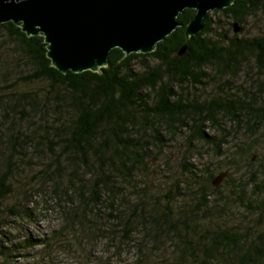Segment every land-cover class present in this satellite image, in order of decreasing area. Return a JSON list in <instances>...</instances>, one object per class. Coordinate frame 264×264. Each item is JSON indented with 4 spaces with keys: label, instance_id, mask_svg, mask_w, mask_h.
<instances>
[{
    "label": "trees",
    "instance_id": "obj_1",
    "mask_svg": "<svg viewBox=\"0 0 264 264\" xmlns=\"http://www.w3.org/2000/svg\"><path fill=\"white\" fill-rule=\"evenodd\" d=\"M218 13L239 30L228 36L219 19H211ZM193 15V9H184L177 17L181 25L149 53L124 55L113 48L99 72L65 74L50 66L41 35L27 36L12 22L0 23V34L12 45L8 56L18 67L14 78L0 84V147L6 151L0 153V227L5 209L30 217L23 202L42 192L40 183H48L63 220L51 239L70 225L83 226L90 215L89 223L106 242L135 249L132 264H264V163L254 169L249 156L261 139L252 133L264 130V32L237 35L248 18L264 16V0H234L207 12L202 30L186 39L185 25ZM250 61L257 71L254 93L232 83ZM1 74V80L8 77V71ZM226 121L231 129L224 128ZM208 127L217 132L207 134ZM181 128H187V144L200 142L222 157L217 164L227 174L213 186L222 171L214 174L213 165L190 163L198 148L189 152L187 146L188 159L180 162L185 186L177 194L182 195L173 197L169 190L163 199L151 198V159L174 163L161 153ZM240 130L250 139L227 144ZM27 158L38 160L39 169L16 188L12 179L21 176ZM224 186L228 192L221 194ZM239 210L246 221L238 222ZM3 238L1 264H10L20 246L51 245L44 237L26 236L9 245Z\"/></svg>",
    "mask_w": 264,
    "mask_h": 264
},
{
    "label": "rangeland",
    "instance_id": "obj_2",
    "mask_svg": "<svg viewBox=\"0 0 264 264\" xmlns=\"http://www.w3.org/2000/svg\"><path fill=\"white\" fill-rule=\"evenodd\" d=\"M219 19L221 23L220 29L226 30L228 32V36L233 34L232 27L230 23L233 22L228 17L221 15L220 13L216 15L211 14V19ZM214 25H212L213 27ZM264 32V16H254L248 18L243 24V31H239L238 36H246V35H258ZM12 45H9L6 40L3 39V34H0V64L3 63V68H0V75H2V70L8 71V77L4 80L0 79L1 82H9L11 79L17 75V66L15 62H13L14 57L11 54L8 56V53L12 52ZM1 67V65H0ZM254 64L252 61L246 63L243 70L244 72H240L235 79H233L232 83L234 87L237 89H249L250 93L255 92V85H251V82L254 81L256 77L257 71H255ZM1 78V77H0ZM37 84H32V87H35ZM209 87L205 89V92L208 91ZM224 128L231 129V125L226 121L222 123ZM163 132V131H162ZM207 134L216 133L217 130L212 127H208L205 129ZM249 133H252L248 130ZM187 128H181L177 130L175 134L169 137V142L167 146L166 152L163 151L161 154L167 155L169 158L174 159V163H164L163 157L159 156L158 158L154 157L151 159V168L148 170V175L151 178L150 182H148V195L151 198H154L156 195H159V200L163 199V195H168L170 190L171 195L180 196V193L184 189L185 182L182 181V176H180V170L182 166H180L181 160L183 161L186 158V153H183V150L189 146V152L192 148H198V154H195L189 158V162L194 164L196 167L201 168L205 165H213L214 166V174L218 171H222L218 166V162L222 163V157H215L214 154H210V150H206L207 148L201 144L200 142H191L190 144L186 143L185 138L187 137ZM253 135H258L261 139L258 140V145L254 144L252 151L249 156H252V168L258 169L261 168V164L264 163V130L262 127L257 128ZM252 135H247L244 130H240L239 133H235L232 137L227 139V144L231 145L234 142L238 141H248ZM192 146V147H191ZM1 156L6 154V151H3L2 146L0 147ZM27 157L32 156L30 154V149L25 152ZM256 156L258 158L256 159ZM188 159V158H186ZM2 160V165L4 159ZM22 160L23 164L22 169L24 171L20 172L21 176H17L15 179H12L16 184V188L21 184L30 179L32 180V176L36 174L39 169L38 160L34 158H30L26 160ZM170 172V174H169ZM174 175H178L177 179H175ZM237 174L235 175V177ZM38 177V176H37ZM176 183V186L173 189V185ZM18 185V186H17ZM42 187V192L40 193H30L28 194V201L23 202V208L28 209L30 211V217H24V213H22V217H15L14 215H10L5 209L3 222L4 225L0 227V237L2 235H6V238H3L5 241V245H9L14 242L20 243L25 239L26 236L32 238H41L44 237L48 242H51V245H46L42 247L40 245H35L33 247H18L17 251L12 252L11 258L8 260L10 264H132L135 260V249L130 246L124 245L123 247H114L115 244H110L106 242L103 238L100 237L99 234H96L95 227L93 224L89 223V219L92 216L87 215L86 220L83 226H69L66 231L62 232V234H55L54 239H51L50 236L56 232L61 226L63 220L61 219V215L59 211L56 209L54 200L51 198L49 191L48 183H40ZM22 188V187H21ZM229 186L222 187L221 194H225L228 191ZM249 190L251 189L247 186ZM23 189V188H22ZM27 191V189H26ZM129 191V189L127 190ZM166 193V194H165ZM264 194V191L262 192ZM263 197V196H262ZM170 198V197H169ZM184 198V197H183ZM175 199V200H174ZM172 202H176L179 199L172 198L169 199ZM22 201V200H21ZM9 200H6L5 204L8 206ZM235 207L238 206L236 202L233 203ZM22 207V205L20 204ZM239 207V206H238ZM239 209H241L239 207ZM242 210V209H241ZM240 211V210H239ZM1 213V211H0ZM243 212L236 211V216L239 218L238 222H244L247 220L246 217L243 216ZM230 215V219L233 218V214L231 211L228 212ZM1 215V214H0ZM1 220V219H0ZM114 241V240H113ZM114 243V242H112ZM162 255V254H161ZM166 255V253L164 254ZM169 258V255L166 256ZM1 261V258H0ZM1 264V262H0ZM7 264V263H6Z\"/></svg>",
    "mask_w": 264,
    "mask_h": 264
},
{
    "label": "water",
    "instance_id": "obj_3",
    "mask_svg": "<svg viewBox=\"0 0 264 264\" xmlns=\"http://www.w3.org/2000/svg\"><path fill=\"white\" fill-rule=\"evenodd\" d=\"M233 1L0 0V23L12 22L27 36L41 35L50 66L63 74L99 72L113 48L124 55L153 51L181 25L177 17L184 9L194 10L185 25L188 39L202 30L207 12L222 10ZM233 30H239L236 23ZM226 174L219 172L212 185L218 186Z\"/></svg>",
    "mask_w": 264,
    "mask_h": 264
}]
</instances>
